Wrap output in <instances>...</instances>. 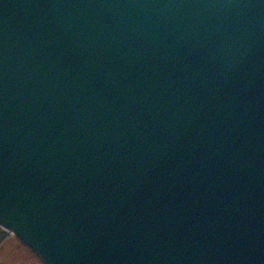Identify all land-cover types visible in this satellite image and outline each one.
Here are the masks:
<instances>
[{
  "label": "water",
  "instance_id": "obj_1",
  "mask_svg": "<svg viewBox=\"0 0 264 264\" xmlns=\"http://www.w3.org/2000/svg\"><path fill=\"white\" fill-rule=\"evenodd\" d=\"M0 226L45 264H264V0H0Z\"/></svg>",
  "mask_w": 264,
  "mask_h": 264
},
{
  "label": "rangeland",
  "instance_id": "obj_2",
  "mask_svg": "<svg viewBox=\"0 0 264 264\" xmlns=\"http://www.w3.org/2000/svg\"><path fill=\"white\" fill-rule=\"evenodd\" d=\"M0 238V264H44L14 234H1Z\"/></svg>",
  "mask_w": 264,
  "mask_h": 264
},
{
  "label": "bare ground",
  "instance_id": "obj_3",
  "mask_svg": "<svg viewBox=\"0 0 264 264\" xmlns=\"http://www.w3.org/2000/svg\"><path fill=\"white\" fill-rule=\"evenodd\" d=\"M0 232L6 234L7 232L4 229H0Z\"/></svg>",
  "mask_w": 264,
  "mask_h": 264
}]
</instances>
